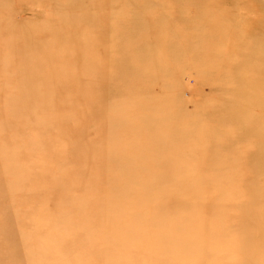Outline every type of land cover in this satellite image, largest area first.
<instances>
[{
	"label": "rangeland",
	"instance_id": "rangeland-1",
	"mask_svg": "<svg viewBox=\"0 0 264 264\" xmlns=\"http://www.w3.org/2000/svg\"><path fill=\"white\" fill-rule=\"evenodd\" d=\"M126 1L0 0V264H194V252L204 257L195 264H264V0ZM153 6L155 26L143 20ZM82 21L94 27L88 39L77 34ZM152 28L174 35L157 52ZM59 30L75 42L65 64L64 44L51 40ZM203 59L224 60L214 86ZM52 60L43 81H26ZM154 62L165 66L149 80ZM44 82L57 86L38 87ZM10 96L19 103L10 104ZM60 132L73 139L64 153L52 138ZM194 133L216 139L197 172L187 165L197 148L173 154ZM94 159L115 170H83ZM180 168L183 181L173 175ZM241 170L246 196L232 206L239 221L219 217L224 192L202 213L218 227L207 230L208 239L238 251L208 255L204 243L180 242L161 227L174 216L195 224L192 203L181 198L191 188L187 179ZM32 173L39 187L23 178ZM154 179L171 185L169 195L149 185ZM157 212L146 222L151 228H128Z\"/></svg>",
	"mask_w": 264,
	"mask_h": 264
},
{
	"label": "bare ground",
	"instance_id": "bare-ground-1",
	"mask_svg": "<svg viewBox=\"0 0 264 264\" xmlns=\"http://www.w3.org/2000/svg\"><path fill=\"white\" fill-rule=\"evenodd\" d=\"M161 1L162 0H141V1L140 0H128L126 2H134V3L139 2L140 4L151 3V5H154L156 3H160ZM163 1L167 2L166 4L173 2V0H163ZM54 3H55V1H54ZM59 3H64V2H59ZM89 11H90V13H89L90 15H92V14L94 15V17L90 16V19L92 18L94 23H95L96 19H99V15L96 13V8L93 6L89 9ZM166 13H167V19L172 17L173 12H171V14H170V10H167ZM157 14H158V9L154 7L153 10L150 11V13H148L145 17H143V20L147 21L151 24H153L152 21L154 23H156L157 19H158ZM122 19L126 23H128V15L126 13H123ZM63 23H65V21H63ZM153 25L155 26L156 24H153ZM94 32H95L94 27L89 25L88 21H82L78 25L77 34L82 38L88 39L90 37L89 35H91ZM147 34L150 35V37L152 39L151 45L154 48L153 50H155L156 52L158 51V49H161L163 47V44H164V42H162L163 40H165L167 38L171 39L174 36L173 32L162 33L159 30H156L154 28L147 30ZM87 36H89V37H87ZM175 38H174V40H175ZM155 39H157V40H155ZM51 40L60 47L64 44L63 50L66 54L64 56H62L63 50H61V52H59V53H60V58L62 57L63 63L65 64L67 62L66 60H68V57L73 56V54L71 52H68V48H70L72 45H74L75 42L73 40H70V39L68 40L67 38H63L62 32L60 30L58 33L52 34ZM213 47L214 46H211V50L212 49L214 50V48H215V50L222 48V47H220V48H216V47L213 48ZM223 61H224L223 59H220V61H216V59H214V60L213 59L212 60L203 59V64H204L203 67L205 68L206 72L210 76L214 77L213 79L209 80V78H208V80L207 79L206 80L209 82L211 81L210 84L213 83V86L215 84V81H214V79H216L215 76H217V73L219 72ZM53 64H54L53 60L50 62L44 63L40 68L43 75L41 76V73H40V77H37V76H33V75L29 74L26 77V81L28 82V81L42 80V77L45 74L48 75V72H50L54 69ZM71 64H73V63H71ZM155 64H156V62H154V65L152 66L154 69L152 72V75L150 77L148 75L149 80L153 79V77L155 76L156 72L158 71V69L160 67L164 68V66H165V62L159 63L158 65L157 64L155 65ZM72 68L78 73L79 76H82L84 71H85L82 66L77 65V64H74L72 66ZM3 70L6 71L5 68H3ZM225 72L221 75H224ZM228 72H230L229 69H227V74H228ZM61 74L65 75V72L61 71ZM16 78H18V76ZM146 82H148V81H146ZM146 82L143 84L144 87L147 84ZM152 82H154V80H152ZM167 82L168 81L165 80L161 85L166 86ZM220 82H221V79H220ZM154 83H158V80H155ZM52 86L56 87L57 83L56 82L55 83H48V84L45 83V85H41V84L38 85V87H40V88L43 87L46 89H52ZM18 96L14 97V98L12 96H10L11 98L9 97L10 98L9 103L10 104L12 103L13 105L16 103H19ZM55 96H56V93H53L52 95L50 94L49 97L52 99V98H55ZM29 99H31V96L24 94V100L26 101ZM163 124H164V127L166 129V132H168L169 128L167 127L165 120H163ZM100 125L103 126L105 124H104V122H101ZM193 135H195V138L191 142H188V141H186L185 143L179 142L178 145H175L174 146L175 149H174L173 154L178 153L180 151H183L185 149L190 148L191 150H194V148H197L200 151V154L198 155V157L195 158L192 155V153H190L189 159L187 160V165H190V163L193 164V166H195L194 171L197 172V171H202V169L199 167L202 164H204L206 158L211 157V154H213L211 152V148H209L208 146L212 145L211 143L213 141H215L216 139H215V137H202L200 133H197V134L194 133ZM193 135L190 138H193ZM213 136H216V135H213ZM182 137H183V135H182ZM52 138L54 140L58 141V148H60L62 150V153H64V150H66L65 146L69 145V143L72 144L71 141L73 140V139H70L71 138L70 132H66V133L60 132L57 135L52 136ZM216 138H220V137L216 136ZM194 141H195V143H194ZM213 145L216 148L219 147L216 144H213ZM216 148H214V149L216 150ZM45 149L48 150L47 147ZM136 155H137V153L134 154V156L132 158H135ZM115 164H117V163H115ZM74 170L76 172V169H74ZM83 170H86V171L90 170L94 174V176H98V175L102 174L101 172H112L113 173V171L115 170V167H114V164L108 160L101 161L99 159H97V160L94 159L92 161H89L88 165L84 164ZM183 171H185L184 168H180L177 171L173 170V175H174L175 179H177L178 177H181L177 180L183 181L184 180V177H182L184 175ZM243 171L244 170H241L240 173L238 171L237 172L227 171V172H221V173H217V174L203 173L201 175V178L187 179V182H188L187 184L189 185V187L191 186V188H190L189 192L182 195L181 198L184 199L185 201H187L188 203H192L191 206H192V208L195 209L193 212V215H194L193 218L195 219V224L191 227L187 226L186 224H184L183 220L179 219V216H174L172 219H169V221L168 220L165 221L161 227L165 230V232L169 233L170 236L174 235L175 237H177V239L180 242L197 241V242L204 243L206 246L205 254H208V255L218 256V255H221L222 253H225V252H230V255H231L233 253V251H238L237 249H239V248H238V245H236V244L225 245L224 242H222L221 240L211 241L208 239V237H207L208 234L206 233L207 230H210V229L215 230V228H218V227H217L216 221H210L209 223H206L203 220L202 213L207 208L208 202H211L214 199L215 193L224 192V193H226L225 198L226 197L227 198L225 201H223V204L218 209L219 211L217 213H219V217L220 218L224 217L222 214L225 212L227 214L225 216L227 220L235 218L237 221H239V218L236 217L237 214L235 213V210L232 209V206L235 207L238 204L243 205V202H244L243 199L246 196V189L244 188V184H240L242 181L245 180L241 176L242 175L241 173ZM169 174H171V173H169ZM212 176H214V177H212ZM23 178L27 179L28 184L31 187H33V186L39 187V184L34 182V180H36V176L35 175L33 176V173H32V175H30V176L26 175ZM201 179H205V180L200 182ZM209 181H212L211 182L212 187L206 186L207 184H210V183H208ZM149 185L151 187L159 188L160 191L163 192L164 195H169V189L171 187L170 184L162 185L160 182V179H154ZM206 187L208 188L207 190H205ZM72 196H73V198L76 197V195H72ZM170 196H172L174 198H178L175 195H170ZM224 202H225V205H224ZM226 205H229V206H226ZM250 205L252 207L254 205V203L251 201V202H249V207H250ZM224 206H226V207H224ZM70 211L72 213H75L74 209L70 210ZM83 214H85V212ZM157 214H158V212L155 214H152L150 216H147V217H145L144 220H140V221L132 220L129 223L128 228H130L132 230H136L139 228L140 229H149L151 227L149 225H147L146 222L152 221L157 216ZM80 215H82V212L80 213ZM185 215H186L185 213H183V214L180 213V216H182V217ZM61 216L62 217L64 216V211L62 212ZM64 218H66V217H64ZM66 219H67V221L71 222L70 218H66ZM83 219L88 220L89 217L88 218L83 217ZM91 222H95V219H93ZM215 223H216V227H215ZM47 232H48V235H50V234L53 235L54 233H56L58 231H54L53 229H51V231H50V229H48ZM88 233H90V230L88 231ZM173 233H176V234H173ZM151 234L156 236V233H154V232H151L150 235ZM110 235H112V234H110ZM44 238L46 240V237H44ZM114 238L115 237H113V240H114ZM119 238H122V236H116V239H119ZM96 240H97V237H96ZM96 240L94 243H97ZM137 243H139V242H137ZM209 246H214V247H212V250H215L214 253L211 252V254H210ZM216 250H221V251L217 252ZM203 258H204L203 255L196 254L195 252L193 253L194 264H195V261L202 260ZM237 263L238 262L235 261L234 264H237Z\"/></svg>",
	"mask_w": 264,
	"mask_h": 264
}]
</instances>
